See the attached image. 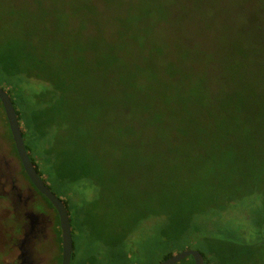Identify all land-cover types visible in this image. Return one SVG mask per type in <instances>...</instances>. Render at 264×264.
<instances>
[{
	"label": "rangeland",
	"instance_id": "374dc122",
	"mask_svg": "<svg viewBox=\"0 0 264 264\" xmlns=\"http://www.w3.org/2000/svg\"><path fill=\"white\" fill-rule=\"evenodd\" d=\"M5 48L25 53L47 49V61L57 64L59 58L74 73L96 68L88 76L70 78L75 80L73 95L79 97L72 102L82 108L72 114L83 129L81 151L91 155L98 185L78 172L69 175V169L61 185L54 186L57 174L47 181L69 200L71 264H120L107 255L117 229L119 235L127 232L128 263L157 264L163 248L151 243L159 238L162 212L169 207L183 208L184 214L224 210L225 227L241 224V202L249 215L252 200L240 198L238 183L251 175L253 164L264 162V0H0V49ZM227 78L231 88L246 86L243 119L250 117L257 125L241 141L235 134L206 132L209 122L201 123L198 103L217 102V95L228 90ZM31 115L23 117L22 128L34 140L38 135ZM93 115L100 121L82 120ZM5 123L0 106V150L15 160ZM64 127L62 122L48 127V138ZM78 130L73 124L65 132L73 154ZM194 143L202 154L195 153ZM39 162L47 174L51 165ZM166 174L172 179L167 186ZM6 208L0 205V239L9 246L18 227ZM137 240L141 252L146 242L155 247L137 255L138 261L130 247ZM184 249L177 245L173 254ZM53 251L58 262L57 244L47 254Z\"/></svg>",
	"mask_w": 264,
	"mask_h": 264
},
{
	"label": "trees",
	"instance_id": "16d2710c",
	"mask_svg": "<svg viewBox=\"0 0 264 264\" xmlns=\"http://www.w3.org/2000/svg\"><path fill=\"white\" fill-rule=\"evenodd\" d=\"M253 40L254 38H252V42H256ZM17 52L22 57L15 55ZM244 53L241 51L240 56L243 57ZM47 54V49L44 53H36L34 50H31V52L26 51L25 53L24 50L13 51L12 48L0 49V86L8 89L7 93L10 95L14 104L28 156L35 166L38 175L49 186V189L56 194V188L51 187L47 181L51 178V174H57L58 177L55 178L54 186L61 185L65 179L62 173L67 169L70 170L69 175L73 172H78L81 179L92 183L95 182L98 185L93 170L95 168V165H93L94 161L90 157L91 155H86L84 151H81L82 145L79 138L81 137L83 129L78 123L79 118L75 120L72 114L75 113L74 110L82 112V108H78L80 106H76L72 102V97H79L73 95L75 86L72 82L75 80L70 78L73 74L88 76L90 71L96 72V68H82L80 72L78 70L77 73H74V70L69 65L63 67L64 64L58 60L59 58L57 59V64H51L47 61ZM60 59L62 60V58ZM26 79H33L34 81L46 84V86L42 87L39 93L37 91L32 95L25 88ZM231 80L228 78L225 80L229 91L224 92L223 96L218 94L216 97L217 102L213 103L208 99L205 102H199L198 107L200 106V109H202L201 113L204 116L201 118V123L204 119L209 122L203 130L220 136L224 134L233 137L235 134L237 139L241 141L243 135L246 134L248 136L250 132L253 133L257 125L254 121L252 122L250 117H248V121L243 119L247 98L246 92L248 91L246 86L237 85L235 88H231V83L229 82ZM11 93H13L15 98H13ZM99 106V109L101 108L103 110V105ZM90 107L85 108L88 109ZM117 111L125 110L118 109ZM28 114H32L33 123L30 124L37 129L38 138L34 140H32L34 136H32L31 132H26L22 128L23 117L26 118ZM119 115L120 119L118 122H122L124 116L120 113ZM82 120L85 122L88 120L89 123L96 121L97 123L100 121V117L97 118V115L94 117L83 116ZM59 122H62L65 127L63 129L56 128L53 136L49 139L47 135L48 127L54 126ZM73 124L78 126L79 129L75 138L76 148H79V150L76 151L75 148L74 154L71 148L66 146L71 141H69V138L66 140L65 137L66 129ZM105 139L108 140V138ZM28 140H30V143L27 142ZM45 140H48V142ZM44 144H48V146L45 148ZM12 147L16 155L13 142ZM194 149L196 154H202L195 143ZM53 153H57L58 155L49 162L48 159L52 157L51 155ZM165 155L166 158H169V154ZM89 158H91V161H89ZM40 160H44L45 163L49 162L51 165L47 174L38 166ZM262 172H264V162L253 164L251 175L247 173L243 177V180L238 183L242 187L240 190V198L242 199L244 196L245 198L248 197V200H252L253 205L249 215H245V210L243 209L246 208L244 206L245 202L240 203L242 206L240 210L243 214V220L240 225L232 223L228 224V227H225V220L220 217L224 210L196 209L186 214H184L183 208H180L179 211L176 208L170 209V207L169 209L163 210L162 216L164 219L161 223L160 236L155 242L152 241L151 243L152 245H155V243L159 244L163 248L157 264L172 256L177 245L199 251L203 257L204 264H264V174ZM22 174L27 178L23 169ZM163 178V183L166 186L172 181L169 174H166ZM157 188L159 191L161 190V186ZM254 194H258L260 197H253ZM61 200L66 205L71 224L69 200ZM49 206L51 207L50 204ZM210 207H214V205ZM227 213L231 212L228 211ZM55 220L58 229L60 253L58 264H60L61 232L56 213ZM207 227L211 229L210 234ZM114 233V240L111 242L113 250L107 247V255L119 261L120 264H130V262L128 263L129 255L127 254V248L129 249V246L125 242L127 240V232L119 235L117 229ZM222 234H225L227 238L213 237ZM139 243L140 241L137 240L130 245L131 249L133 248L134 250L133 254L136 255L134 259H137V261L139 258L137 255L142 253L145 256L146 251L150 253L152 252V248L155 249V247H148V242H146L144 243L146 251L142 250L141 252L139 251L141 248ZM120 249H122L121 252L119 251ZM73 255L74 244L71 261ZM189 259L191 260V264H193L192 258L189 257Z\"/></svg>",
	"mask_w": 264,
	"mask_h": 264
},
{
	"label": "flooded vegetation",
	"instance_id": "af4514ba",
	"mask_svg": "<svg viewBox=\"0 0 264 264\" xmlns=\"http://www.w3.org/2000/svg\"><path fill=\"white\" fill-rule=\"evenodd\" d=\"M25 81L31 87L28 91L32 95L37 91L39 93L41 88L46 86L33 79ZM0 87L7 93L6 87ZM8 96L10 97L9 94ZM12 96L15 98L13 93ZM0 106L4 114L1 102ZM4 118L6 120L5 114ZM5 122L9 131L7 120ZM16 155L15 161L13 156H5L0 150V205L7 207V214L12 215L18 227L9 246L7 241L5 243L4 239H0V251L4 252L0 257V264H57V253L53 251L52 254H47L49 246L54 250L55 244L59 243L58 229L52 216V213L55 214L56 211L22 174V167ZM42 181L45 183L43 179ZM45 185L49 188L46 183ZM38 205L42 207V210L37 209Z\"/></svg>",
	"mask_w": 264,
	"mask_h": 264
},
{
	"label": "water",
	"instance_id": "95a60500",
	"mask_svg": "<svg viewBox=\"0 0 264 264\" xmlns=\"http://www.w3.org/2000/svg\"><path fill=\"white\" fill-rule=\"evenodd\" d=\"M0 102L7 120L9 132L14 144L17 157L21 167L33 187L44 196L58 216L59 228L61 232V262L60 264H70L73 252V237L70 224V217L64 202L58 198L42 181L32 164L25 148L22 131L18 122V117L12 101L8 94L0 87ZM191 257L193 264H204L201 253L195 249H184L158 264H177L180 261Z\"/></svg>",
	"mask_w": 264,
	"mask_h": 264
}]
</instances>
